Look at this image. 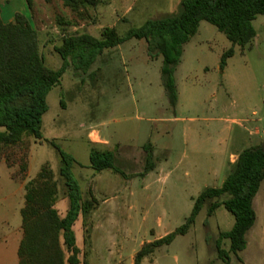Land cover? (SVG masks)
I'll use <instances>...</instances> for the list:
<instances>
[{"label": "rangeland", "instance_id": "obj_1", "mask_svg": "<svg viewBox=\"0 0 264 264\" xmlns=\"http://www.w3.org/2000/svg\"><path fill=\"white\" fill-rule=\"evenodd\" d=\"M181 1L101 0L86 20L75 17L60 0H1L0 6L5 23L14 22L18 13L30 19L47 66L59 69L63 59L55 48L64 34L99 38L103 28L115 26L125 37L149 20L177 15ZM254 28L256 38L245 49L236 46L222 71V57L233 44L215 26L202 22L184 46L175 73V107L163 85V59L151 58L146 41L132 39L106 50L88 74L70 68L50 92L43 117L45 141L28 137L3 150V162L8 166L9 160L12 177L21 185L50 166L59 183L56 207L62 217L70 203L60 176L61 156L49 142L76 158L74 174L84 200H95L74 227L81 264H135L144 244L186 223L206 188L222 187L244 150L264 144V15L254 21ZM93 150L115 152L116 165L127 177L93 170ZM150 164L154 169L146 174ZM8 172L0 165L4 197L12 186ZM6 206L0 202V264H19L22 235L19 230L12 233L22 225V216ZM209 206L187 235L157 249L142 264H224L217 241L236 220L224 207L209 216ZM254 206L257 223L246 250L232 255V264H264V184ZM223 247L229 250L230 242L224 241Z\"/></svg>", "mask_w": 264, "mask_h": 264}, {"label": "trees", "instance_id": "obj_2", "mask_svg": "<svg viewBox=\"0 0 264 264\" xmlns=\"http://www.w3.org/2000/svg\"><path fill=\"white\" fill-rule=\"evenodd\" d=\"M60 1L80 20L91 17L89 9L98 7L101 2ZM261 15H264V0H182L177 15L149 20L142 27L131 29L125 37L120 36L115 26L103 28L99 38L88 33L64 34L62 44L55 48L63 65L53 69L46 64L39 34L30 19L18 13L14 22L5 23L0 6V163L5 148L16 147L28 137L45 141L42 127L43 117L49 111L48 96L54 87L60 85L70 68L76 73L88 74L106 50L132 39L146 41L151 58L163 59V85L175 107L179 101L175 73L182 62L184 46L197 35L201 23L215 26L233 44L222 57L221 70L224 71L228 60L235 55V47L245 49L256 38L254 21ZM60 22L73 25L63 20ZM49 143L62 159L60 176L70 207L62 217L56 207L59 183L50 166L44 165L38 176L25 186L19 264H81V249L77 245L74 227L81 215L91 212L95 200H84L81 184L74 174V167L78 164L76 158L55 142ZM6 161L11 167L9 160ZM116 161L113 151L93 150L90 167L97 173L111 170L127 177ZM153 169L150 164L146 174ZM263 184L264 144L244 150L222 187L206 188L196 199L186 223L167 236L144 244L136 255L135 264H142L157 249L170 246L178 236L187 235L207 204H210L209 216L224 207L236 220L233 228L221 233L217 241L220 260L232 264V255L238 256L246 250L249 233L257 223L254 202ZM226 240L230 242L229 250L223 247Z\"/></svg>", "mask_w": 264, "mask_h": 264}, {"label": "crops", "instance_id": "obj_3", "mask_svg": "<svg viewBox=\"0 0 264 264\" xmlns=\"http://www.w3.org/2000/svg\"><path fill=\"white\" fill-rule=\"evenodd\" d=\"M0 5H1V0H0ZM0 165H3L4 169L9 171L8 172V179H9V181H11V185H12L9 188L7 187L6 197H4V195H3L4 189L0 188V194H2L1 195L2 198H1L0 202L7 204V206H6L7 210H9V209L10 210H18L21 213V210L23 209L24 204H25V199H24L25 198V185L24 184L23 185L19 184V182L16 181V179H14L12 177V174L10 172V168H8L6 162H2V163H0ZM16 203L18 204V207H16ZM16 230H19V233H20V235H22V238H23L22 225L21 226L17 225V227L15 226L13 228L12 235L16 232Z\"/></svg>", "mask_w": 264, "mask_h": 264}]
</instances>
